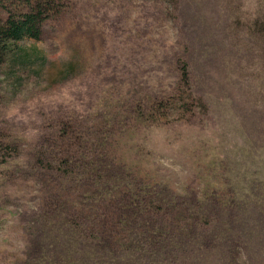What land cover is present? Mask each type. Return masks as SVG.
I'll use <instances>...</instances> for the list:
<instances>
[{
  "label": "rangeland",
  "instance_id": "obj_1",
  "mask_svg": "<svg viewBox=\"0 0 264 264\" xmlns=\"http://www.w3.org/2000/svg\"><path fill=\"white\" fill-rule=\"evenodd\" d=\"M263 14L264 0H68L20 41L0 65V264H264V41L248 29ZM183 60L205 107L150 110ZM67 133L121 149L149 189L58 171Z\"/></svg>",
  "mask_w": 264,
  "mask_h": 264
},
{
  "label": "trees",
  "instance_id": "obj_2",
  "mask_svg": "<svg viewBox=\"0 0 264 264\" xmlns=\"http://www.w3.org/2000/svg\"><path fill=\"white\" fill-rule=\"evenodd\" d=\"M67 2L68 0H0V9L6 13L5 17L0 16V65L6 61L8 55L15 50L20 41L40 39L45 22L62 12ZM248 29L258 33L264 41V14L253 18ZM179 69L181 77L176 92L154 101L149 106L150 110L168 116L172 109L179 108L177 115L180 117L188 110H191L193 106L205 107L200 100H198V103L196 101L197 97L192 94L193 83L189 63L185 60L181 61ZM99 129L98 125H96L94 134L96 135V140L102 143L101 136H108L110 132L106 129ZM80 134L88 135L89 132L84 131ZM67 135L68 138H74V147L70 150L71 153L67 154L70 157L65 159L57 158V163L53 165L61 173H74V175L81 173L85 183L101 186L105 189H113L117 186L118 181L122 180L125 183L124 187L128 190L131 187H135L134 182L128 179L129 175L133 174L140 180L139 187H135V189L139 191H143L145 188L149 189V186L146 185L149 183L150 178L145 172L137 168L134 161L129 160L124 153H121V149L108 143L88 150L82 145L81 137L78 138L79 134L67 133ZM105 179L104 183L101 182ZM135 194L136 196L132 191L131 195L134 199L143 200L145 198L136 192ZM116 196L117 194L110 193V196L107 195L106 197L114 198ZM140 204L141 208L146 211L152 207L149 202L147 204H142L141 202ZM118 215H120V212ZM153 228L154 226L151 225L150 229L153 230ZM153 237L150 232L143 235L142 239L137 235L133 236L131 240L136 245L133 251L136 252L140 243H143L145 247V241Z\"/></svg>",
  "mask_w": 264,
  "mask_h": 264
}]
</instances>
